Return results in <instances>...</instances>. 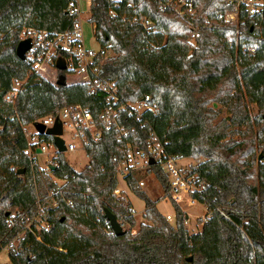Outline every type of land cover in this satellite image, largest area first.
I'll return each instance as SVG.
<instances>
[{
	"label": "trees",
	"instance_id": "obj_1",
	"mask_svg": "<svg viewBox=\"0 0 264 264\" xmlns=\"http://www.w3.org/2000/svg\"><path fill=\"white\" fill-rule=\"evenodd\" d=\"M188 1L193 11L181 8L189 12L187 23L176 13L180 3L161 8L160 0H118L116 7L111 0H92L97 77L116 83L124 102L151 95L152 108L141 116L120 114L125 136L116 128L98 140L88 133L89 162L80 170L57 152L51 173L63 181L59 185L30 157L35 144L25 126L77 104L96 117L104 98L90 95L87 83L58 85L16 53L25 27L50 33L74 28L68 0H0V252L26 231L9 251L12 264H264V14L248 16L242 8L238 21L229 23L224 15L234 9L230 0ZM143 19L151 24L145 27ZM16 82H22L16 97L7 99ZM215 103L228 108L229 121L217 120ZM249 104L259 109L256 132ZM152 133L167 155L202 158L187 171L204 185L194 197L209 208L199 233H189L176 203L171 224L134 171L125 179L145 201L147 222L132 232L135 210L115 195L117 170L130 146L148 151ZM230 133L241 139H227ZM39 138L53 142L47 134ZM148 169L167 197L170 183L161 162ZM106 208L123 216L130 226L125 235H115ZM38 218L48 227L38 228Z\"/></svg>",
	"mask_w": 264,
	"mask_h": 264
},
{
	"label": "built area",
	"instance_id": "obj_2",
	"mask_svg": "<svg viewBox=\"0 0 264 264\" xmlns=\"http://www.w3.org/2000/svg\"><path fill=\"white\" fill-rule=\"evenodd\" d=\"M81 1L86 2L89 6L92 2V0H68V11L77 17V23L72 30L50 33L47 30L35 27H25L21 32V38L22 40L29 39L31 41V48L27 51L25 58L31 65L32 71L57 81L59 72L56 66L57 59L63 57L67 65L66 70L70 71L69 75L76 77V82L87 83L90 95L97 97L103 95L104 107L96 117L89 107L77 104L61 110L58 114H51L39 119L38 121L41 122L37 121V123H42L48 128L52 127L58 118L63 124L62 135H65V129L68 127L74 138L80 140L85 148L84 140L88 133L95 140L100 139L105 131L112 130L113 128H116L121 135H127L128 131L124 130L120 124V114L129 110L130 114L135 112L138 116H141L145 110L152 108L150 104L152 96L146 95L135 104L124 102L119 95L116 83L106 82L97 77L98 68L94 63L97 53L87 49L85 46L84 29L80 22ZM111 1L114 2V6H118V0ZM175 3H180L181 8L185 6L189 12L194 9V5L188 0H160V7H169ZM230 3L234 5V9L224 15V19L229 23L238 21L242 8H244L248 16L264 14V0H230ZM112 14L115 15L116 12L112 11ZM141 23L145 27L151 24L147 19H143ZM21 85L22 82H18L15 90L7 95V99L16 97ZM151 140L153 142L149 145L148 151L138 150L133 145L130 146L126 151L124 160L119 165L117 173L125 177L132 171L136 172L143 167H148L151 157L155 158L156 161H160L170 183L168 196L173 199V203H176L180 207L182 218L188 224H191V214L183 209L180 205V197L178 195L175 196L174 193H186L190 196L189 206H194L199 203L198 199L194 197V193L200 191L204 185L198 184L194 175H189L182 166L178 165L179 158L177 156H169L165 153L162 144L154 133H152ZM65 143L67 152L77 151L78 144L76 142L68 143L65 141ZM41 148V153H44L45 147ZM28 153L33 162L37 163V160L34 159L32 147L28 149ZM34 153L36 152L34 151ZM54 180L57 181L58 178L55 177ZM140 183L141 185L145 184L144 181ZM115 192L118 193V190ZM218 210L224 217L229 218L224 209L218 208ZM165 216L171 224L176 225L175 210L174 213H169ZM199 218L202 217L198 216L197 219ZM206 220L207 218H202L199 222L197 221V226L203 227ZM25 234L26 231H23L16 237V241L11 244L12 249L18 248Z\"/></svg>",
	"mask_w": 264,
	"mask_h": 264
},
{
	"label": "rangeland",
	"instance_id": "obj_3",
	"mask_svg": "<svg viewBox=\"0 0 264 264\" xmlns=\"http://www.w3.org/2000/svg\"><path fill=\"white\" fill-rule=\"evenodd\" d=\"M176 4V3H175ZM176 13L185 19V22L188 23L187 19H189L190 15L189 12L185 14L186 11L184 10L181 11V6L176 4ZM183 9H185V6H183ZM90 16H91V11H90V6L84 2L81 1V14H80V22L82 24V27L84 29V38H85V46L87 49L94 51L95 53H98L100 51V44L97 41L94 33V24L90 21ZM190 23V22H189ZM191 38L192 35H191ZM112 54V53H111ZM54 72V71H53ZM60 74V72H58ZM76 77L72 75H67V82H72L75 80ZM17 83H15V86H17ZM135 104V103H133ZM210 106L213 104L210 103ZM214 106L216 109L220 111V116L217 120H223L226 119L227 121L230 120V111L226 106H223L220 103H215ZM248 113L250 115V123L253 126L254 132L257 131L258 126L255 124V118L258 116L259 109L256 104H249L248 105ZM41 122V121H38ZM38 123H31L27 126H25V132L27 135V138L29 141L34 145L33 148V155L37 159V165L39 168L44 169L48 176H50L54 182L58 183L61 185L63 181L57 180L55 181L54 178L55 176L51 173V169L54 167L53 165H56V160L55 156L57 155V148L54 145L53 142H44L40 141L39 138V131L37 128ZM230 128L233 129L234 131H239L241 132L246 129L245 127L242 126H236V128L233 125H230ZM62 137L65 139L66 142L71 143V142H76L78 144L77 151H70V152H65L66 158L68 161L76 168V169H82L85 167L88 162H89V157L87 155V152L85 148L83 147L82 143L80 140H77L74 138V136L70 133V129L66 127L65 129V135H62ZM227 139H241L239 134L236 133H230L228 135ZM41 147H45V152L39 153L37 150L38 148L42 149ZM34 151L36 153H34ZM259 153V150L257 148V154ZM261 157V153L258 154V158ZM202 160V158H201ZM200 159H193V158H182L178 160V165L182 166L183 169L187 171H191L195 166L199 164L201 161ZM135 177L138 180V184L141 189L146 191L148 195L155 200L159 199L158 202V209L159 211L167 215L169 213H174V205L172 202V198L170 196L165 197V192L162 184L156 177L155 173L152 171H149L148 167H143L139 169L138 171L135 172ZM117 178H118V187L116 190H118V193L115 192L117 197H120L122 195L123 197L126 198L127 201H130L132 203V206L135 210V217L137 219L136 225L133 227L132 232L135 233L137 229L139 228V225L143 222H147L144 217L143 213L145 211V201L138 197L136 194H134L128 187V184L126 182L125 177H122L120 174L117 173ZM141 181H144V185H141ZM174 195H178L180 197V205L185 209V211L189 212L191 214V224H188L185 221V225L189 231V233H199L203 227L197 226V221L199 222L202 218L206 219L209 216V208L207 205L199 202L194 206H189V200L190 196L187 195L184 192H181L179 194L174 193ZM55 205V203H52ZM198 216L202 218H198ZM119 221L122 222L123 224V216L118 217ZM39 221V226L40 227H48V224L44 219L38 218ZM124 229H130V226L127 224H123ZM16 238L12 241L15 242ZM12 242L7 245L1 252H0V264H12L9 256V251L12 250L11 244ZM9 247V248H8Z\"/></svg>",
	"mask_w": 264,
	"mask_h": 264
},
{
	"label": "water",
	"instance_id": "obj_4",
	"mask_svg": "<svg viewBox=\"0 0 264 264\" xmlns=\"http://www.w3.org/2000/svg\"><path fill=\"white\" fill-rule=\"evenodd\" d=\"M31 48V41L29 39L21 40L17 46L16 53L19 58L24 59L26 56L27 51ZM57 68L61 71V73L58 76V79L56 83L58 85H65L67 83V76L64 73V71L67 68L66 61L63 57H59L57 59ZM37 128L40 134H47L53 137V143L57 148V152L64 153L67 150V146L65 143V139L62 137L63 134V124L61 121L58 120V118L55 121L54 126L48 127L46 129L45 125L38 123ZM38 152H41L42 149L38 148ZM156 163V159L151 157L149 159V164ZM22 171H18L20 174ZM105 216L107 220L109 221L113 232L116 236H122L127 233V231L123 228V225L118 220L115 213H113L109 208L105 209ZM192 257H189L188 260H191Z\"/></svg>",
	"mask_w": 264,
	"mask_h": 264
},
{
	"label": "bare ground",
	"instance_id": "obj_5",
	"mask_svg": "<svg viewBox=\"0 0 264 264\" xmlns=\"http://www.w3.org/2000/svg\"><path fill=\"white\" fill-rule=\"evenodd\" d=\"M25 40V39H24ZM67 69V68H66ZM66 71V70H65ZM42 124V123H41ZM54 126V125H53ZM46 127V126H45ZM46 129H47V127H46ZM41 153V152H40Z\"/></svg>",
	"mask_w": 264,
	"mask_h": 264
},
{
	"label": "crops",
	"instance_id": "obj_6",
	"mask_svg": "<svg viewBox=\"0 0 264 264\" xmlns=\"http://www.w3.org/2000/svg\"><path fill=\"white\" fill-rule=\"evenodd\" d=\"M158 205V204H157Z\"/></svg>",
	"mask_w": 264,
	"mask_h": 264
}]
</instances>
